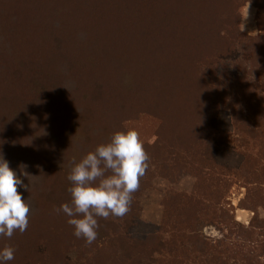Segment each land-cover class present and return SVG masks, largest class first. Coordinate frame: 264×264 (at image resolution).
<instances>
[{"label": "trees", "instance_id": "1", "mask_svg": "<svg viewBox=\"0 0 264 264\" xmlns=\"http://www.w3.org/2000/svg\"><path fill=\"white\" fill-rule=\"evenodd\" d=\"M247 2L257 8L264 30V0H0V156L29 186L18 191L30 206L25 232L0 236V251L15 250L6 264H126L132 251L129 264H140L141 256L162 249L171 256L195 257L198 264H257L254 251L241 252L232 235L252 242L264 221L257 225L252 219L251 228H245L233 218L217 220L218 211L228 215L230 210L221 207L219 185L211 180L218 167L208 153L210 131H199L196 120L211 118L209 103L221 92L217 74L225 39L234 36L233 43L243 37L237 24ZM243 46L253 52L256 90L246 86L240 94L239 126L248 137L243 146L255 148L242 149L239 169H248L249 183L262 190L264 35ZM148 120L154 121L149 130L157 141L140 140L149 158L164 157L158 173L171 178L190 166L201 182L210 180L213 196L184 195L183 206L194 209L188 220L171 221L165 210L171 238L157 239L147 231L141 237L136 195L154 176L147 168L127 215L96 217L98 237L88 245L74 236L70 217L56 211L72 203L67 176L73 160L79 163L114 133ZM21 164L36 178L22 176ZM173 198L165 205H173ZM257 204L264 205V197L253 207ZM216 221L231 230L217 245L200 232ZM116 246L121 252L114 263L109 257ZM72 248L81 253L76 261L66 255Z\"/></svg>", "mask_w": 264, "mask_h": 264}, {"label": "rangeland", "instance_id": "2", "mask_svg": "<svg viewBox=\"0 0 264 264\" xmlns=\"http://www.w3.org/2000/svg\"><path fill=\"white\" fill-rule=\"evenodd\" d=\"M260 18V20L264 21L262 16ZM258 21V10L252 3L247 2L239 9L237 27L243 37L241 35L236 36L233 43L231 42V38L234 36L224 38L225 53L219 59L222 65L218 66L220 73L217 74L221 92L217 91V95L215 93L216 96L214 95L215 97L209 103L211 106L209 109L213 112L209 121L202 123L200 121L202 116L196 119L199 131L200 129L208 133L210 131L208 138L213 140V145H211L208 153L212 157L214 166L218 167V170L211 174V180L214 184L219 185L221 207H226L230 210L228 215L227 213L221 214L218 211L216 218L218 221L222 219L228 221L230 220L229 218H233L235 222L240 223L245 228H251L252 219L258 220L257 225L261 221H264V205L257 204L255 208L253 207L254 203L256 204L260 201L261 196L264 197V185L259 184L262 190L255 189L258 185L249 183L252 176L248 173V169H239V159H243L240 155L242 149H245V152H250V150L255 148L253 144H250L249 147L243 146L248 137L247 133L243 129H240L239 126L238 101L244 87L252 86L256 90L253 79L256 72L251 68V55L253 52L245 51L243 44L249 38L264 35V30L261 29ZM161 26H164V24L161 23L159 27ZM262 56H264V51ZM263 88L257 89V91H261ZM153 122V120L150 122L148 120L147 123L143 122L140 128H138V125L134 128L131 126V130H136L141 138L146 137L149 144H155L157 136L153 135V132L149 130ZM144 140L145 138H143ZM148 143H145V147L148 146ZM158 157L149 158L147 161L148 169L153 172L154 176L149 180L148 184L143 185L137 192L136 200L138 206L136 208V218L139 222L138 227L143 230L140 232L141 237L144 235L143 232L147 231V233L156 235L157 239L162 238L167 240L171 238V233L164 226L165 220L163 217L165 216V210L171 215L173 219L171 221L176 220L178 222L180 217L183 220H188L192 216V212L194 213V209L189 205L183 206V196H190L194 193L195 198L204 199V196H213V194L211 193V189L208 188V181L210 180L201 182L194 175V172L190 170V166L184 167L180 172L175 171L171 178L158 173L159 165L164 160V157L160 159ZM157 159L158 161H154ZM193 165L198 167L200 164L197 162L193 163ZM239 171H241L240 174ZM172 195L174 196L173 202L176 200L174 204L170 205L168 203V206L165 205V201L168 200L169 196L172 197ZM218 221L207 222L208 224L200 231L207 240L216 245L218 241L225 238V235L231 233L229 228L219 224ZM235 235L236 232H234L232 238L234 241L240 242L241 252L247 253L248 249L253 250L257 258V264H264V227L255 229V236L251 239L252 242H249L248 237L236 239L235 237L237 236ZM76 249L72 248L71 251L66 252L68 260L76 261L80 257L81 253ZM114 249L115 254L111 253L113 256L109 257V259L115 263L119 259L117 254H120L121 251L117 246ZM132 252L130 260L134 258L135 251ZM146 255L141 256L140 264H198L199 262L194 259L195 257L187 258V256H181L180 252L171 256V253L168 254L164 249L153 250L152 256ZM241 255H239V259ZM150 257L152 258L149 259ZM130 260H126V264H129ZM91 262L93 264H104L103 260L100 261L101 263ZM204 264L209 263L206 262ZM212 264L219 263L213 262Z\"/></svg>", "mask_w": 264, "mask_h": 264}, {"label": "clouds", "instance_id": "3", "mask_svg": "<svg viewBox=\"0 0 264 264\" xmlns=\"http://www.w3.org/2000/svg\"><path fill=\"white\" fill-rule=\"evenodd\" d=\"M149 156L136 130L118 131L107 144L96 147L70 169L67 180L71 205L62 204L56 211L63 212L74 227V236L84 238L91 245L98 237V220L110 216L123 218L130 211L133 194L139 190L140 179L146 174ZM21 175L29 178L21 164ZM110 175L106 176V173ZM36 178V177H33ZM99 181L98 184L95 182ZM29 191V186L18 178L9 163L0 156V236L11 238L16 231L23 234L29 226L30 206L18 189ZM15 250L5 247L0 251V264L12 261Z\"/></svg>", "mask_w": 264, "mask_h": 264}, {"label": "crops", "instance_id": "4", "mask_svg": "<svg viewBox=\"0 0 264 264\" xmlns=\"http://www.w3.org/2000/svg\"><path fill=\"white\" fill-rule=\"evenodd\" d=\"M250 10V9H249ZM251 11V10H250Z\"/></svg>", "mask_w": 264, "mask_h": 264}]
</instances>
